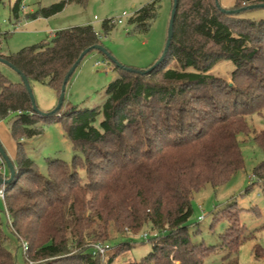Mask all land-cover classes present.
<instances>
[{
    "label": "trees",
    "instance_id": "16d2710c",
    "mask_svg": "<svg viewBox=\"0 0 264 264\" xmlns=\"http://www.w3.org/2000/svg\"><path fill=\"white\" fill-rule=\"evenodd\" d=\"M88 1L62 0L26 17L49 19L71 3L86 7ZM22 3L16 0L12 8L16 22ZM263 4L238 0L233 10L223 11L216 0H177L174 34L163 62L145 74L114 64L120 78L108 87L101 108L63 113L62 107L44 116L33 110L24 83L0 71V119L16 115L11 133L19 145L43 134L42 120L62 113L76 153L70 164L52 162L48 176L24 151L16 157L4 205L17 241L27 243L24 262L102 264L89 246L106 243L114 229L119 235L125 230L147 234L152 244L141 261L126 264H204L216 248L192 242L194 195L206 185L229 183L244 169L239 136L251 133L250 117H264V19L244 16L263 9L250 6ZM159 9V1H153L129 24L137 33L147 32ZM113 27L110 20L103 22L106 34ZM2 41L0 35V49ZM99 45L95 30L86 25L0 57L31 86H48L60 98L81 54ZM222 62L235 67L231 84L212 74ZM255 140L264 146V134ZM221 219L229 224L221 237L227 260L245 239L239 212L228 211ZM2 225L0 214V264H15ZM254 256L264 261V249L256 246Z\"/></svg>",
    "mask_w": 264,
    "mask_h": 264
},
{
    "label": "rangeland",
    "instance_id": "374dc122",
    "mask_svg": "<svg viewBox=\"0 0 264 264\" xmlns=\"http://www.w3.org/2000/svg\"><path fill=\"white\" fill-rule=\"evenodd\" d=\"M16 0H0V35L1 51L4 55L18 53L20 50L48 42L57 31L90 25L95 32L103 36L101 46L122 66L139 71L149 70L162 57L167 43L168 28L172 13V0H158L160 9L156 21L147 32L137 33L129 24L130 18L140 9L156 0H89L86 7L71 3L58 15L39 21L28 20L26 15L36 12L40 7H49L62 0H23V11L19 21L13 17L12 7ZM238 0H219L223 10L231 11ZM127 15L126 17H123ZM246 18L264 19V8L247 12ZM106 34L102 27L107 20H119ZM96 63L102 66L96 67ZM235 67L230 62L219 63L212 74L232 83L231 75ZM0 71L13 82H20L21 77L10 67L0 63ZM119 72L114 64L98 51L89 53L80 63L71 77L66 89V98L62 108L67 113L71 108L79 111L101 108L107 100V89L117 79ZM33 94L37 109L51 113L59 103L57 93L48 86L33 84ZM16 118L10 114L0 119V144L7 157L16 168V157L24 151L38 166L43 176L49 175L50 164L60 160L70 164L76 153L61 123L62 113L56 118L42 120L40 127L43 134L33 139H22L19 145L11 133V124ZM251 129L249 135L239 136L244 158V169L233 179L218 188L206 185L194 195L192 201L193 215L189 221L191 239L195 245L215 247V252L204 264H264L254 256V249H264V146L255 137L264 134V117L254 115L248 119ZM257 169L259 174H257ZM86 182L85 172L79 171ZM9 174V175H8ZM0 191L5 192L4 182L10 178L7 165L0 157ZM230 212H239L243 229L244 242L237 255L227 260L228 250L222 247L221 237L226 233L229 224L222 216ZM2 230L7 238L6 248L12 252L15 264H34L24 262L27 243L17 241L9 214L0 199ZM203 217V220H199ZM126 232L117 234L113 229L110 238L104 242L113 247L104 264H126L141 261L152 251V244L141 236Z\"/></svg>",
    "mask_w": 264,
    "mask_h": 264
},
{
    "label": "water",
    "instance_id": "95a60500",
    "mask_svg": "<svg viewBox=\"0 0 264 264\" xmlns=\"http://www.w3.org/2000/svg\"><path fill=\"white\" fill-rule=\"evenodd\" d=\"M174 1V5H173V9H172V13H171V19H170V23H169V28H168V36H167V43H166V47H165V50L163 52V55L162 57L157 61V63L151 67L149 70H145V71H137V70H133V69H129V68H125L126 70L128 71H133V72H136V73H140V74H145L149 71H152L153 69H155L157 66H159L166 54L168 53L169 51V48H170V45H171V41H172V38H173V34H174V23H175V16H176V8H177V0H173ZM217 2H219V0H216ZM254 8H264V4L263 5H254V6H250V9H254ZM223 10V9H222ZM225 11V10H223ZM232 13V12H230ZM93 51H98V52H101L102 54H104L106 57L109 58V60H111V62L113 64H115L118 68H124V66H122L121 64H119L117 62V60H115L114 58L111 57V55L107 52V50L102 47L101 45L99 46H94L92 48H89L87 50H85L81 56L79 57V59L77 60V62L74 64V66L72 67V69L69 71V73L67 74L65 80H64V85H63V88H62V92H61V95H60V98H59V103H58V106L57 108L52 111L51 113H43V112H40L38 109H37V106H36V102H35V97H34V94H33V89H32V86L29 82V80L24 76L22 75V73L16 69L11 63H9L7 60L3 59L0 57V63L10 67L11 69H13L18 75H20L21 77V81L24 83V85L26 86V89H27V92L30 96V100H31V104H32V108L35 112L37 113H40L42 115H54L56 114L64 105V101H65V98H66V89H67V86L69 84V81L71 79V77L73 76V74L75 73L76 69L78 68V66L80 65V63L82 62V60L91 52ZM0 157L2 158V160L5 162V164L7 165L8 169H9V173H10V178L5 181L4 183L5 184H10L14 178H15V175H16V169H15V166L14 164L10 161V159L7 157L6 153L4 152L1 144H0ZM4 180H2L0 178V183H3Z\"/></svg>",
    "mask_w": 264,
    "mask_h": 264
},
{
    "label": "built area",
    "instance_id": "2783aa9c",
    "mask_svg": "<svg viewBox=\"0 0 264 264\" xmlns=\"http://www.w3.org/2000/svg\"><path fill=\"white\" fill-rule=\"evenodd\" d=\"M24 9L25 8L22 6L21 11H23ZM126 16L127 15H124L123 17H126ZM110 24H113V25L123 24V20L122 18H119V20H110ZM96 36L100 41L103 38V36H101L97 32H96ZM102 65H103L102 63H96L95 66L98 67ZM0 199H2L4 202L5 192L3 190L0 191ZM199 220L200 221L203 220V217H200ZM142 237L146 242H149V236L147 234H143ZM89 248L94 257H99L101 259L102 264L105 263V259L108 257L109 253L112 252L113 250V247L107 243H93L89 246Z\"/></svg>",
    "mask_w": 264,
    "mask_h": 264
},
{
    "label": "crops",
    "instance_id": "0c3cea01",
    "mask_svg": "<svg viewBox=\"0 0 264 264\" xmlns=\"http://www.w3.org/2000/svg\"><path fill=\"white\" fill-rule=\"evenodd\" d=\"M15 2H16V1H15ZM14 4H15V3H14ZM12 8H13V7H12ZM31 13H32V12H31ZM29 14H30V13H29ZM41 19H45V18H38V19H35V20H31V21H39V20H41ZM49 19H50V18H49ZM28 20H29V19H28ZM54 34H55V33H54ZM54 34L51 35V38H50V39H52V37L54 36ZM42 43H44V42H42ZM0 53L3 54L2 51H1V49H0ZM3 55H4V54H3ZM12 124H13V122H12ZM12 124H11V126H12Z\"/></svg>",
    "mask_w": 264,
    "mask_h": 264
}]
</instances>
